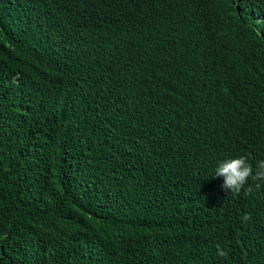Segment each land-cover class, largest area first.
Instances as JSON below:
<instances>
[{
	"label": "trees",
	"instance_id": "trees-1",
	"mask_svg": "<svg viewBox=\"0 0 264 264\" xmlns=\"http://www.w3.org/2000/svg\"><path fill=\"white\" fill-rule=\"evenodd\" d=\"M235 2L225 29L178 13L142 45L121 29L142 4L0 0V264H264V181L232 193L213 175L225 159L264 160V0ZM65 4L82 28L57 25ZM41 31L58 50L24 44ZM192 33L235 40L202 55ZM78 39L95 44L91 61H65ZM136 65L166 78L140 90ZM191 89L207 108L198 126L176 109L197 104L175 97Z\"/></svg>",
	"mask_w": 264,
	"mask_h": 264
},
{
	"label": "clouds",
	"instance_id": "clouds-1",
	"mask_svg": "<svg viewBox=\"0 0 264 264\" xmlns=\"http://www.w3.org/2000/svg\"><path fill=\"white\" fill-rule=\"evenodd\" d=\"M91 3L103 5V6H113L118 3H123L124 5L128 2H132L135 6L139 4L143 5V9H131L128 11L125 21L122 26L124 31V36L129 42L136 44L149 45L152 42V38L146 34V31H155V23L161 21L168 23L177 19V14L182 13L187 16H196L202 13L211 14L218 23L221 29H225L228 22L234 18L238 13V4L235 0H88ZM200 6H204V9H200ZM30 22V18L26 17ZM58 26L78 24L81 26L84 23V14L73 11L68 4H65L59 11L56 19ZM163 26V27H164ZM235 37L232 33L227 34L222 37H212V36H201L196 33H192L186 39L191 47H194L200 51L203 55L207 44H212L224 52V54L229 50ZM25 45L29 47H48L57 49L49 36L44 32H38L24 42ZM58 50V49H57ZM73 54L70 57H66L65 61L74 60L78 58H88L89 61L92 60L96 53V47L94 43L84 42L78 39L70 49ZM210 66L209 58L206 60V68ZM136 73L134 77V84L140 90H150L151 86L155 83L162 82L166 77L160 79L162 76L160 74H152L146 71V66L136 65ZM87 70V68L85 69ZM84 70V71H85ZM83 71V72H84ZM94 71V70H92ZM96 78L98 80H109L104 73L96 72ZM11 75V74H10ZM210 83L211 79L208 75L201 74ZM186 84L190 83L187 75L182 73V82ZM90 84H83L78 95L82 91H87L90 89ZM233 92L238 91V87L234 86ZM115 94H108L100 97L104 100H111L114 98ZM178 98H191L196 97L198 102L192 108L190 112L184 110L180 105H177L176 109L180 120L191 126L202 125L207 117V108L202 103L201 97H203V92L199 89L186 90L184 93L177 92L176 96ZM125 103L129 101L127 96H124ZM166 104V103H164ZM170 104V103H167ZM173 105V104H170ZM257 165L256 171L253 173V168L251 165ZM213 175L215 177H222L223 184L222 188L229 190L232 193H239L241 189L245 188L248 180L251 178L253 181H264V160H260L255 163H251L245 156H240L237 158H229L219 162L218 166L213 170ZM260 185H256L259 187ZM246 191H251V187L246 189ZM262 191L257 189L253 193L255 196H259L258 193ZM260 198V197H259ZM262 198V197H261ZM251 219L250 214H246L243 217L244 221H249ZM210 235H207L209 238ZM217 255L220 257H226L227 252L223 249L217 251ZM191 264H211V257L206 258L202 262H197L190 260Z\"/></svg>",
	"mask_w": 264,
	"mask_h": 264
},
{
	"label": "bare ground",
	"instance_id": "bare-ground-1",
	"mask_svg": "<svg viewBox=\"0 0 264 264\" xmlns=\"http://www.w3.org/2000/svg\"><path fill=\"white\" fill-rule=\"evenodd\" d=\"M111 15V14H110ZM106 25V24H105ZM110 26V25H109ZM115 27V26H114ZM99 30V29H98ZM113 31V30H112ZM100 32V31H99ZM117 34V33H116ZM108 35V34H107ZM107 47V46H106ZM87 60V59H86ZM74 63V62H73ZM83 64V63H82ZM93 68V67H92ZM81 70V69H80ZM131 101V100H130ZM131 103V102H130ZM58 112V111H57ZM135 114V113H134ZM136 116V115H135ZM134 116V117H135ZM57 118V117H56ZM128 124H130V123H128Z\"/></svg>",
	"mask_w": 264,
	"mask_h": 264
}]
</instances>
